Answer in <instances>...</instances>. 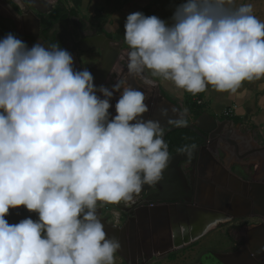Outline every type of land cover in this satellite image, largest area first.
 <instances>
[{
	"label": "clouds",
	"instance_id": "1",
	"mask_svg": "<svg viewBox=\"0 0 264 264\" xmlns=\"http://www.w3.org/2000/svg\"><path fill=\"white\" fill-rule=\"evenodd\" d=\"M124 29L129 74L147 83L146 71L197 95L264 79V21L251 3L184 0L171 23L135 12ZM73 64L58 44L0 40V264H115L121 243L107 236L98 204H131L168 167L164 128L143 119L144 93L124 88L112 116L120 83L97 88ZM178 117L168 123L186 126ZM196 147L181 151L191 158ZM21 206L39 219L10 224Z\"/></svg>",
	"mask_w": 264,
	"mask_h": 264
},
{
	"label": "water",
	"instance_id": "2",
	"mask_svg": "<svg viewBox=\"0 0 264 264\" xmlns=\"http://www.w3.org/2000/svg\"><path fill=\"white\" fill-rule=\"evenodd\" d=\"M25 4L26 6H23L24 14L20 17L16 15L3 0H0V18L13 23L14 34L17 36L37 35L39 21L33 12L39 15L48 14L52 10V5L44 0H26ZM27 7L33 12L29 11ZM32 28L34 34L31 32ZM82 45H84L85 48H82ZM79 49L84 53L88 52V50H98L101 52L100 58L103 70L100 74V80L95 84V86L99 88L120 56L119 50L111 46V41L101 35L96 38L81 41L79 43ZM132 82L129 86L145 94V91L141 90L134 80H132ZM145 103L149 106V102ZM175 113L176 115L178 114L177 111H175ZM148 115L151 116L150 119L155 120L154 114H150L149 111L144 114L143 119L147 120L149 117ZM195 120L190 126L184 127L172 126V124H169V128H167L165 134L174 130L185 129L193 132L202 140V148L199 153V160L197 161L198 168L201 163H204L201 162L202 158L206 157V164L209 165L211 163L210 166H216L218 169L214 172L210 170L206 173L208 182L205 183L208 187H210V182L219 186V183L215 181L216 176L220 179L221 175L226 174L224 170L217 165L214 156H216L218 150L228 153L227 146L232 150V155L238 158L237 160L254 157L257 160L263 161L261 172L264 173V146L253 144L250 135L245 137L246 139H242L238 136L242 148L238 150V147L234 144L235 142L230 139L231 135H229L230 132H235L232 121L216 122L213 117L208 116L205 112ZM242 141L247 142L249 145L248 149H246L247 151L243 149ZM196 154L197 150H194L191 158L184 152L170 156L168 167L163 173V179L154 185H145L142 189V191H148L151 188H155L157 191L156 195L147 198V200L157 202H189L191 191L180 171L179 164L188 163L193 165L194 156ZM213 162H215L216 165H214ZM258 183L264 184V177L258 181ZM262 184L260 189H262L261 192L264 194V186ZM204 196V191L202 192L199 189L194 196L193 205H160L154 208L146 207L138 209L134 213H129L127 222L117 225L108 223L106 219L100 218L102 220L101 222L104 224V230L107 236L109 238L115 237L120 241L121 248L116 254L124 260L125 264H145L151 258L166 256L184 248L190 243L196 242L209 231L215 229L218 222H222L223 216L220 213L210 211L218 210L216 205L212 206L209 201L203 198ZM263 196L264 195H262V197ZM259 209L264 210V204H260ZM257 213L260 218L263 217L262 214H259V212ZM98 214L100 216L99 211ZM5 218L10 224H16L26 218H31L36 221L39 219V215L21 206L16 209H10L9 214ZM181 225H185L186 228L181 230ZM263 246L264 245H261L260 248H250L248 251L245 250L243 254L249 253L252 257L253 254L255 255ZM256 258L257 256L251 258V263H254ZM220 260H222V258ZM224 261L223 263H225ZM254 264H258V261Z\"/></svg>",
	"mask_w": 264,
	"mask_h": 264
},
{
	"label": "flooded vegetation",
	"instance_id": "3",
	"mask_svg": "<svg viewBox=\"0 0 264 264\" xmlns=\"http://www.w3.org/2000/svg\"><path fill=\"white\" fill-rule=\"evenodd\" d=\"M25 1L26 0H23V1L16 0V3L14 4L13 11L16 15L20 17L23 16L24 14L23 6L24 7L26 6ZM54 6L55 5L52 6V9L54 8ZM27 9L31 11L29 7H27ZM33 14L36 16V18L39 21L38 34L28 35V36L19 35V38L22 41H24L29 48H31L36 43H41L45 47H48L51 44H58L61 48L66 49L68 52H70L71 55L75 57V59H76V56L78 57V60H76L77 61L76 64H74L73 66L74 69L75 70H83L85 68L88 69L94 77V84H97V82L100 80L99 79L100 74L102 73V70H103V67L101 65V58H100L101 52L98 50H88V52L86 53L81 52V50L79 49V43L81 41L96 38L100 36L101 34L98 33L97 30L93 29L90 23L83 21L82 18H79V17L76 19H70L69 23L72 25L73 32H70V34H66L61 29L63 23H56L51 20L47 22L45 26L43 21L48 16V14L39 15L35 12H33ZM1 20L3 19L0 18V24L3 22ZM11 24L13 25L12 22ZM31 32L32 34H34L33 28ZM101 36H104V35H101ZM109 40L111 41V39ZM111 46L115 47L112 41H111ZM82 48H85V46L82 45ZM118 50L120 52V56L118 57L119 59L120 57H122L121 55L122 53L120 49ZM79 56L81 57L79 58ZM83 57H84V61H82ZM91 58L96 59V60L92 62ZM115 64L110 69L108 76L106 77V79L104 80L101 86H107V82L110 80L109 76L111 74V71H113ZM125 64L127 66V63ZM132 80H134L135 83L137 84V81L134 78H132L130 74H127V69L122 68L116 74L114 81H112V86L118 82L121 85L120 92L119 93L114 92L113 97L110 101V103L112 104V107L109 109V112L112 116L116 114L115 113L116 101L119 99L123 89L129 86ZM112 86L108 88L111 89ZM138 87H140L141 90L145 91V94H144L145 102H149V107H150L149 113L154 114V119L158 120L161 123V126L163 128L167 126L166 128H164L163 139L168 146L167 150L169 152V155L173 156L176 154L183 153V152L171 153L172 143L171 142L168 143V137L172 132L176 130L165 134V131L167 130V128H169L168 119H173V120L178 119V116L181 115L179 109H177L175 105H173L172 103L165 100L161 92L157 91V93H155L153 89H150V91H147L146 89H143L140 85ZM96 94L100 96V98L103 99V96L99 91ZM163 110H167V117L162 115ZM174 110L177 111L178 113L177 115ZM206 114L210 116V114H208L207 112ZM148 116H149L148 119H150L151 116L150 115ZM210 117H213V116H210ZM182 118L187 120L186 126H190L196 121L195 119H198L199 117L194 118L195 121L194 120L190 121L189 116L182 114ZM213 119L216 122L230 121V120H223V118L216 119L215 117H213ZM172 126H176V125L172 124ZM234 129H235V132L234 133L230 132L229 134L231 135L230 139H232L235 142L234 144L238 147V150H240L242 148H241L240 139L238 138V136L244 139L245 137L249 135L240 134L236 130L235 124H234ZM179 130H185V129H179ZM186 131L191 132L189 130H186ZM250 137L252 138L251 135ZM198 139L200 138L198 137ZM252 143L258 146H264V142L260 144L259 142L255 143L253 138H252ZM242 144H243V149L245 150L248 149L249 145L247 144V142L242 141ZM227 147H228L227 152L229 154L224 151L218 150V152L216 153V156H214V160L217 163V165H219L224 170V172L226 173L225 175H227L229 178H233L238 183H240L242 186L244 185V188H246V190L248 191V194L243 195L241 193L242 191H239L238 193L231 192L232 195L230 197H233L231 206L225 207L221 203L220 205H216L218 210H210L212 212L220 213L223 216L222 222L217 223L215 230L218 231V234L221 233L224 235L226 241H224V243L221 246L223 247V245L226 244V247L225 249L221 248L219 251L218 250H215L214 252L208 251L206 254L205 264H232L231 260L229 261V258L231 257V255H234V253H236L237 251L240 252L242 249H248L250 246L252 248H255V247L260 248L261 245H264V210L259 209V205L264 204V196L262 197V195L264 194H262L261 192L262 189H260L262 183H258V181H260L264 177V173L261 172V168H262L261 166H262L263 161L257 160L254 157L253 158L247 157L242 160H237L238 158L232 155V150L229 148V146ZM201 148H202V140L198 142L197 147L195 149L197 150V154L194 156L193 165H190L188 163L179 164L180 171L183 174L184 179L187 182L189 189L191 191L189 202L187 203L186 202L183 203L181 201L157 202V201L147 200V198L152 197L156 195L157 193L155 188H151L148 191H141L139 194L135 195L133 202L129 205H124L122 203L121 204H113V203L98 204V211L100 212V217L106 219L108 223L117 225L119 223L121 224L123 222H127V220L129 219V213H134L138 209H142L146 207L154 208L160 205H168V206L169 205L174 206L178 204H185L186 206L193 205L195 194L199 191V189L200 191L203 192V187L206 186V183L208 182L206 178V173L210 170L213 172L215 170H218L216 166H213V165L210 166L211 163L209 165L206 164L207 162L206 157L202 158L201 162H204V163L203 164L201 163V165L198 168L197 161L199 160V153L201 152ZM215 162H213L214 165H216ZM240 170L241 172L246 170L245 176L242 177L241 175H238L237 172ZM262 185L264 186V184ZM209 193H212V192H209ZM222 196L224 200L228 198L225 192H224V195L222 194ZM236 198H238V200L240 201L239 205L236 204ZM228 200H226V202H228ZM106 210L109 212L114 210L116 212L117 214L116 223L114 221L110 222L107 218H105V216L108 215V212H106ZM257 212H259V214H262L263 217L260 218V216L257 215L258 214ZM243 215H245V217H243ZM233 222H240V224L232 225L231 223ZM249 234L252 235V239H253L252 242H249L248 241L249 239H247ZM240 235H242L243 237L241 239L243 241L241 242L238 241L239 238L241 237ZM237 241L239 242V244L237 243ZM172 254L173 253L166 255V258H168ZM254 256H257L256 261H258V264H264V246L261 249H259L255 255L253 254L252 257ZM221 258L223 261L225 260L224 261L225 263H223V261L220 260ZM152 259L153 258H151L149 261H151ZM149 261L145 264H148ZM256 261L254 263H256Z\"/></svg>",
	"mask_w": 264,
	"mask_h": 264
},
{
	"label": "crops",
	"instance_id": "4",
	"mask_svg": "<svg viewBox=\"0 0 264 264\" xmlns=\"http://www.w3.org/2000/svg\"><path fill=\"white\" fill-rule=\"evenodd\" d=\"M132 2L135 4V2H139V1L129 0V4ZM112 4L116 5V1L113 2ZM126 4H128V1H126ZM76 5L79 7V10H80V8L85 6V2L84 0H78L76 2ZM137 5H142V4L140 3ZM119 12L120 11L118 10L113 11L112 13L109 12L110 20L114 19L113 21L116 23L115 24L116 28H113L114 25H112L110 26V28H108L109 29L108 32L104 30L105 33L108 35H111V34L115 35V37H110V39L115 45L116 49H119V47L120 48L128 47L124 39V31H125L124 25L126 22V18L125 16H122V20L118 23L117 14H119ZM122 43L125 46H123ZM123 55H124V52H123ZM155 82L157 83V86L162 92H164L169 97L174 98L176 100L179 99L183 101V98L186 95H188L187 92L175 88L171 82H165L160 79H155ZM149 85H152V84L149 83ZM202 103L205 104V108L209 111V113L208 112L207 113L210 114V116H213L215 118L216 117L218 118V116L222 118L221 116L223 112L229 110L231 113L230 116L237 118L240 122L239 124L235 125L236 130L240 134H243V135L248 134V135L255 137L254 135L255 132L262 131L260 136L264 140V134H263V131H264V79L253 81V82H244L235 93L218 92L214 90L213 88L209 87L207 91L203 92ZM215 181L219 183V186L210 182V187H208L207 185L203 187V191L205 195L203 198L206 201H209V203L213 206L220 205L221 203L225 207L231 206L232 201H233V197H230L232 195L231 192L238 193L239 191H242L241 193L243 195L248 194V191L246 190V188H244V185L242 186L236 180H234L233 178H229L227 175H221L220 179L218 178V176H216ZM211 186L214 188H212ZM209 192H212V193H209ZM224 192L228 196L229 200L228 198H226L225 200L223 199L222 194L224 195ZM226 200H228V202H226ZM236 204L237 205L240 204V201L238 200V198H236ZM243 217H245V215H243ZM213 230L209 231L207 234H205L203 237H201L197 241L202 242L204 239H209L208 240V242L210 243L209 248L210 250H213V251L207 250L210 252H214L216 249H218L216 247L225 249L226 244H224L225 246L223 245V247L221 246L224 243V241H226L224 235L221 233L216 235V232L218 233V231L217 230L213 231ZM211 232L213 234H211ZM214 234L216 238L212 239ZM206 235L207 236L210 235L211 237L206 238L207 237ZM250 235L251 234H249L247 239H249L248 240L249 242H252L253 241L252 235L251 236ZM240 236L241 237L239 238L238 241L241 242L243 241L241 240L243 237L242 235ZM238 241L237 243L239 244ZM250 248L252 247L250 246L248 249H242L240 252L237 251L236 253H234V255H231V257L229 258V261L231 260L232 264H252L251 258L253 257H251L249 253L243 254L245 250L248 251Z\"/></svg>",
	"mask_w": 264,
	"mask_h": 264
},
{
	"label": "rangeland",
	"instance_id": "5",
	"mask_svg": "<svg viewBox=\"0 0 264 264\" xmlns=\"http://www.w3.org/2000/svg\"><path fill=\"white\" fill-rule=\"evenodd\" d=\"M3 1L11 10H13L14 4L16 3V0H3ZM44 1L49 3L52 6L55 5L57 2H61L62 4H64L68 8H74L76 10L79 18H82V19L84 18L85 21H87V23H91L92 26L101 25L102 29L105 30L106 32L109 31L108 28H110V26H112V25H114L113 28H116V25H115L116 23L113 21L114 19L110 20L109 12L112 13L113 11H116V10L120 11L119 14H117L118 23L122 20V16H125V18H127V16L129 14L135 13V12H141V13L147 12L148 14H151V16L155 15L158 18H160V19H162L168 23H171V18L173 16L176 8L184 2V0H138L139 2H135V4L133 2L129 4V0H84L85 6L80 8V10H79V7L76 5V2L78 0H44ZM115 1H116V5L112 4ZM126 1H128V4H126ZM134 1H136V0H134ZM140 3L142 5H137ZM241 3H251L253 5V8H254V14L261 21H264V0H236L237 6ZM1 21H3L0 24L1 30L7 31L9 33L15 32L13 25L11 24L10 21H8V20H1ZM61 29L66 34H70V32H73L72 25L69 22L63 23ZM111 35H113V36H111ZM111 35H110V37H115L114 34H111ZM123 46H125V45L123 44ZM119 49L122 53L121 54L122 57L117 59L115 67H114L113 71H111V74L109 76L110 80L107 82V86H105V87L112 86V81H114L116 74L122 68H126L127 74H129L128 67H127L128 66V52H129L128 49L129 48L128 47H124V48L119 47ZM123 52H124V55H123ZM80 57L81 56H79V58ZM84 57L82 58V61H84ZM73 60H74V64H76V62H77L76 60H78V57L76 56V59H75V57H73ZM87 60H88V58H87ZM91 60H92V62H94V60H96V59L91 58ZM125 63H127V66ZM74 64H73V66H74ZM131 76H132V78H134L137 81V85L138 86L140 85L143 89H146L147 91H150V89H153L155 91V93H157V91H159V92L161 91L159 89V87L157 86V83L155 82V79H159V78L151 77L150 73H148L147 71L145 72V77H147L149 80L152 81L151 84L153 86L149 85V83L146 82L144 77L133 76V75H131ZM119 92L120 91H118L117 93H119ZM188 95H191V94L188 93ZM172 99L176 102L175 107L177 109H179L180 113L189 116L190 121L191 120L193 121L194 118L190 113H188L186 107L183 104V101H181L179 99L176 100L174 98H172ZM206 112L209 113V111L207 109L205 110V113ZM218 118H220V117L218 116ZM247 123H249V122H247ZM261 133H262V131H260V132L257 131L254 133L255 137L252 136L255 140V143L264 142V140L260 136ZM263 134H264V131H263ZM245 171L241 172V170H240L237 173H238V175H241L243 177L246 174ZM112 211H114V210H112ZM105 218H107L110 222L113 221L112 216H110L109 214L106 215ZM239 223L240 222H233L231 224L232 225H238ZM228 226H229V224H228ZM212 232H211V234H213ZM216 235H218L217 232H216ZM208 237L210 238L211 236L209 235L206 238H208ZM214 238H216L215 234L212 237V239H214ZM208 240L209 239H204L202 242L196 241L194 243H190L187 246H185L184 248L173 252L172 255L174 256V259H169V258H166V256H163V257H159V258H155V259L153 258L151 261H149L148 264H205L206 263V261H205L206 260V254L208 252L207 250H210V248H209L210 243L208 242ZM216 248H218L216 250L221 249L220 247H216ZM210 251H213V250H210ZM199 260L201 261V263ZM115 264H125V262L122 258H120L116 254Z\"/></svg>",
	"mask_w": 264,
	"mask_h": 264
},
{
	"label": "trees",
	"instance_id": "6",
	"mask_svg": "<svg viewBox=\"0 0 264 264\" xmlns=\"http://www.w3.org/2000/svg\"><path fill=\"white\" fill-rule=\"evenodd\" d=\"M142 13L145 16H151V14H148L147 12H142ZM76 18H78V14L74 8H68L64 4H62L61 2H57L55 4L54 8L51 10V12L48 14V16L45 18V20L43 22H44V25L46 26L47 22H49L51 20L56 22V23H66V22H69L70 19H76ZM82 20L85 21L84 18ZM85 22H87V21H85ZM90 25H91V23H90ZM91 27L93 29L97 30V32L100 33L101 35H104L107 39H110V35H108L104 32L101 25H99V26H92L91 25ZM8 34H9V32L1 30L0 31V40L5 38ZM11 34H13L17 38H19V36L15 35L14 33H11ZM160 92L164 96L165 100L172 103L173 105L176 104V102L172 98H170L167 94H165L162 91H160ZM202 97H203V93H200L197 95H192V94L186 95L183 98V104L186 107L188 113H190L193 116V118L199 117L206 110L205 104L202 103ZM223 120H230L235 125L239 123V120L237 118H234L233 116H229L227 118L224 117ZM200 141L201 140L198 139L197 136H195L193 133L188 132L186 130H176V131L172 132L168 137V143L169 142L172 143V150H171L172 152L171 153L182 152L181 149H183L185 145L195 144L197 146L198 142H200ZM168 258L174 259V256L170 255Z\"/></svg>",
	"mask_w": 264,
	"mask_h": 264
},
{
	"label": "built area",
	"instance_id": "7",
	"mask_svg": "<svg viewBox=\"0 0 264 264\" xmlns=\"http://www.w3.org/2000/svg\"><path fill=\"white\" fill-rule=\"evenodd\" d=\"M230 115H231L230 111L227 110V111L223 112L222 117H223V118H224V117L227 118V117H229ZM106 212H108V214H109L110 216H112L113 221L116 223V221H117V214H116L115 212H113V211L109 212V211L106 210Z\"/></svg>",
	"mask_w": 264,
	"mask_h": 264
},
{
	"label": "bare ground",
	"instance_id": "8",
	"mask_svg": "<svg viewBox=\"0 0 264 264\" xmlns=\"http://www.w3.org/2000/svg\"><path fill=\"white\" fill-rule=\"evenodd\" d=\"M67 19V18H66Z\"/></svg>",
	"mask_w": 264,
	"mask_h": 264
}]
</instances>
